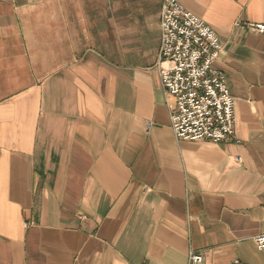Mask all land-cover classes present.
I'll return each mask as SVG.
<instances>
[{"label":"crops","instance_id":"obj_1","mask_svg":"<svg viewBox=\"0 0 264 264\" xmlns=\"http://www.w3.org/2000/svg\"><path fill=\"white\" fill-rule=\"evenodd\" d=\"M218 35L227 143L175 137L163 0H0V264H264V0H174Z\"/></svg>","mask_w":264,"mask_h":264},{"label":"built area","instance_id":"obj_2","mask_svg":"<svg viewBox=\"0 0 264 264\" xmlns=\"http://www.w3.org/2000/svg\"><path fill=\"white\" fill-rule=\"evenodd\" d=\"M264 33V26L254 27ZM158 70L163 91L176 101L171 117L175 137L188 142L227 143L235 134V98L217 67L223 45L202 19L174 0H163ZM264 251V234L254 240ZM191 253L188 264H204Z\"/></svg>","mask_w":264,"mask_h":264}]
</instances>
